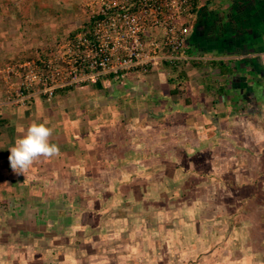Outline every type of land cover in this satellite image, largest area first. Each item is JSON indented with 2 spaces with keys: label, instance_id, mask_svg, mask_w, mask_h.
<instances>
[{
  "label": "rangeland",
  "instance_id": "obj_1",
  "mask_svg": "<svg viewBox=\"0 0 264 264\" xmlns=\"http://www.w3.org/2000/svg\"><path fill=\"white\" fill-rule=\"evenodd\" d=\"M97 4L98 0H0V264H10L16 253L24 259L18 260L20 264H28V259H33L31 251L42 255L47 251L45 244L51 246L58 236L68 235L54 229L78 232L77 228L101 215L108 220L101 229L117 233V237L108 239L115 242L110 246L111 256L126 252L115 246L119 240L127 241L128 248L142 239L145 260L150 256L156 261L155 249L160 246V264H242L248 256H252L251 264H264V254L259 251L264 245V180L251 184L264 173V152H260L264 148V128L247 118L249 109L242 106L229 116L228 125L211 129L212 135L190 129L189 138L184 139L187 130L182 132V127L160 126L158 145H154L156 139L147 136L146 129L131 137L120 131L119 124H113L112 129L107 126V136L112 135L114 140L109 144H116L120 150L99 156L101 162H112L105 172H96L102 170L97 154L115 108L106 112L107 99L106 103L102 100L106 90L88 92V86L60 94L58 90L64 89L56 87L52 96L46 90L50 84H63L61 77L54 76L57 71L66 72L62 64L65 49L86 26ZM234 48L227 45L221 50ZM202 63L192 65L200 64L199 70H203ZM113 82L110 84L114 88L118 83ZM159 84L165 85L163 77ZM103 85H107L106 80ZM186 88L188 83L176 90L183 92ZM229 93V89L222 90V103L228 102ZM115 97L112 99L118 100L119 108L133 100L128 92L118 91ZM227 104H223L225 112L219 122L228 120ZM45 121L53 129L50 143L58 145L59 155L41 157L26 175L17 174L10 166V148L33 122ZM134 123L123 131H129ZM190 124L196 126L198 122L193 118ZM207 126L213 127L210 122ZM171 131L176 141L167 136ZM88 135L94 136L95 142L89 153L94 156V172H77L71 140H83ZM203 148L209 153L200 159ZM78 151L82 155L88 149L77 147ZM52 167L56 172L50 171ZM58 177L63 181L57 183ZM29 183L32 188L28 192ZM251 209L260 210L259 221L248 220ZM228 226H232V233L226 238ZM161 230L174 233L161 234ZM252 231L259 232V243L252 241ZM128 232L134 236L129 237ZM139 233L145 237L136 238ZM170 236L180 243L177 249ZM147 238L154 244L147 245ZM62 247L70 251L67 245Z\"/></svg>",
  "mask_w": 264,
  "mask_h": 264
},
{
  "label": "crops",
  "instance_id": "obj_2",
  "mask_svg": "<svg viewBox=\"0 0 264 264\" xmlns=\"http://www.w3.org/2000/svg\"><path fill=\"white\" fill-rule=\"evenodd\" d=\"M193 2L194 9L190 19L186 45L190 55L202 59L203 70H199L200 64L192 65L195 62L192 61L180 69L171 67L161 69L159 67L154 68L148 74L134 73L126 75L112 83L114 85L118 83L114 88L111 87V80L109 79L106 80L108 87L107 85H103L100 88L85 87L88 92L101 88L106 90L102 100L105 102V99H107V103L105 102L108 104L107 113L110 108L115 107L110 112V118L106 122V131L102 141L104 145L99 146L100 153L98 152L99 154H97L98 167L102 163V166H100L102 170L97 169L96 172H105L112 162V160L101 162L99 161V156L106 157L108 153L120 150L116 144H109V141L114 140L112 135L107 136V126L111 128L113 124H119L121 127L120 131L122 133L126 132L131 137L134 135L137 137L139 132L146 129L147 136L149 135L152 140L156 139L154 145H158L157 138L160 139V135L157 134V129L159 130L160 126L166 128L165 126L167 125L169 129L171 126L182 127V132L187 130V136L184 139H188L191 132H203L208 135L211 133V129L217 128V125H228L229 116L236 114L243 106L251 111L247 118L251 119L254 125L264 128V0H193ZM227 45L235 46V49H232L234 52L221 50ZM196 62L200 63L201 61ZM221 63L223 64L220 65ZM160 77L164 78L165 85L159 84ZM184 83H188V88L179 93L176 87L182 86ZM228 89L232 92L231 94L229 93L230 99L228 102L222 103V95L220 93L222 90L227 91ZM118 91L128 92L133 100L124 103L119 108L118 100L114 101L112 99H116L115 94ZM159 96H162L161 99L158 98ZM209 96H213V99L211 100ZM88 103L95 104L92 101ZM224 103H228L225 107L228 120L219 122V117L222 116V112H225ZM150 111L154 112L149 113ZM183 118L186 119L185 122L179 123ZM193 118L198 122L196 126L190 124ZM133 121H135L133 127L129 131H123V127L128 130V125L130 126ZM203 122H205L206 126L203 125ZM209 122L213 127L207 126ZM150 127H153L152 131ZM199 128H202V131ZM190 129H192L191 132ZM167 136H170V140L176 141L174 131L169 132V135L167 133ZM166 139L168 140L167 137ZM83 140L74 142L71 140V146H73L71 149L76 151V153L73 151L74 158H76V171L88 169L90 172H94L93 168H91L94 156L89 155L94 150V136L88 135V138L84 137ZM74 144L78 149L87 147V153L81 155L80 151L77 152V147L75 148ZM131 145H134V143ZM137 148L136 146L134 150ZM260 152L263 153L264 148H260ZM208 153L209 150L203 148L199 151L198 156L200 159H205ZM54 170V167L50 168L51 172H56ZM151 170L155 172L154 169ZM242 176L245 177L246 174L242 173ZM57 179L55 180L57 183L63 181L61 177ZM262 180H264V173L263 176L260 175L256 180H252L251 184L256 185ZM31 184L26 185V187L28 186V192L32 188ZM86 185H89V182H86ZM252 193H255V191ZM259 211L255 212V209H251L248 220L252 223L259 221ZM89 219L91 220V218ZM107 221V217L101 215L93 217L91 224L83 227L79 225L80 227L77 228L78 232L69 230L68 233L65 232L67 230L54 229L59 234L64 232L68 235L58 236V239L52 241L51 246L45 244L47 251L42 255L40 252L31 251V258L33 257V259H28L30 261L28 264L39 263L40 261V264H160L157 262L160 256V246L155 249L156 261L149 255V260H145V252H143L144 241L142 239L135 241L134 246H129L128 248L125 247L128 244L127 241L119 240V245H114L119 250L122 248L126 252L120 257L111 256L110 246L115 242L108 239L109 237H114L117 233L109 229H101ZM133 232H128L127 235L129 237L134 236ZM161 232V234L164 232L167 234L174 233V231L169 230H161ZM225 233L227 238L232 233V226H228ZM251 234H255L252 237V241L255 240L259 243V232L255 231L254 233L252 231ZM246 235H241V238L247 237ZM135 237L140 239L145 236L139 233ZM170 238L177 249L180 243L172 236ZM138 242L141 244L140 246H138ZM153 244L154 240L149 243L147 238V245ZM66 245L70 248L69 252L62 247ZM123 251L121 250V252ZM128 251H130L129 257L126 255ZM259 251L264 254V245L261 248L259 247ZM132 255L133 259H130ZM16 256L18 259L15 258ZM251 258L252 256L246 257L245 260L241 261L242 264L246 260L250 263ZM13 259L14 261L10 262V264H20V259L24 260L21 258V254L18 256V253L13 254Z\"/></svg>",
  "mask_w": 264,
  "mask_h": 264
},
{
  "label": "built area",
  "instance_id": "obj_3",
  "mask_svg": "<svg viewBox=\"0 0 264 264\" xmlns=\"http://www.w3.org/2000/svg\"><path fill=\"white\" fill-rule=\"evenodd\" d=\"M96 1V0H95ZM193 0H98L86 26L69 41L60 86L88 87L100 80L148 74L154 68L180 69L202 61L186 45ZM47 81L44 79V85Z\"/></svg>",
  "mask_w": 264,
  "mask_h": 264
},
{
  "label": "clouds",
  "instance_id": "obj_4",
  "mask_svg": "<svg viewBox=\"0 0 264 264\" xmlns=\"http://www.w3.org/2000/svg\"><path fill=\"white\" fill-rule=\"evenodd\" d=\"M45 122H33L10 148V166L17 174L26 175L36 160L59 155L58 145L50 143L53 129Z\"/></svg>",
  "mask_w": 264,
  "mask_h": 264
},
{
  "label": "trees",
  "instance_id": "obj_5",
  "mask_svg": "<svg viewBox=\"0 0 264 264\" xmlns=\"http://www.w3.org/2000/svg\"><path fill=\"white\" fill-rule=\"evenodd\" d=\"M235 49V48H234ZM228 52H234V50H229ZM111 80V79H110ZM103 79L102 80H100V81H98L96 84H94V85H92L91 87H98V88H100L101 86H103ZM178 87V86H177ZM176 87V88H177ZM74 87H66V88H64V90H61V91H59L58 90V92L60 93V94H63V93H65L66 91H70V90H72ZM184 90V89H183ZM178 92H179V90H177ZM179 93H182V92H179ZM254 218H255V216H254ZM258 219V218H257ZM11 221V220H10ZM229 231V230H228Z\"/></svg>",
  "mask_w": 264,
  "mask_h": 264
}]
</instances>
